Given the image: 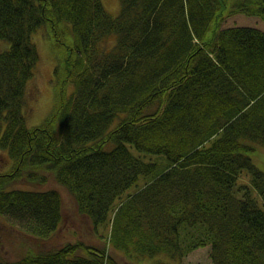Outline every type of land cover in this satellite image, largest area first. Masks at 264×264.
I'll list each match as a JSON object with an SVG mask.
<instances>
[{"label":"trees","instance_id":"obj_1","mask_svg":"<svg viewBox=\"0 0 264 264\" xmlns=\"http://www.w3.org/2000/svg\"><path fill=\"white\" fill-rule=\"evenodd\" d=\"M120 2L0 0V216L38 241L0 264H180L208 244L212 264H264V31L223 25L264 0ZM38 29L56 100L29 126ZM50 178L98 242L49 243L61 192L20 184Z\"/></svg>","mask_w":264,"mask_h":264},{"label":"rangeland","instance_id":"obj_2","mask_svg":"<svg viewBox=\"0 0 264 264\" xmlns=\"http://www.w3.org/2000/svg\"><path fill=\"white\" fill-rule=\"evenodd\" d=\"M102 2L107 11L113 16L119 14L121 8L120 0H102ZM223 25L224 27L233 25L253 26L264 31L263 18L240 12L228 16ZM33 40L36 44L39 43L42 62L40 61L41 64L38 74L29 86L30 99L28 109L30 111L27 114L29 126L41 124L45 118L49 116L55 103L53 79L56 58L51 49L50 37L47 36L43 29H38V31L33 33ZM7 157V153L0 150V161L3 162ZM11 165L12 160L8 158L7 162H5L0 169L8 170ZM20 186L41 189L57 188L60 190L63 199L65 222H63L60 228L53 234L49 243L60 244L65 241H75L77 239L85 240L88 243H96L99 241L98 235L95 233L91 222L82 218L77 213L76 202L73 196L64 186L57 183L53 178H50L46 184L42 185L21 183ZM99 231L100 233H107L106 230H103V227H100ZM37 243L38 241L36 238L26 232L23 227H20L18 222H11L10 218L0 216V258L18 259L30 249L37 248ZM111 253L123 264H137L136 261L133 262L128 260L122 251L111 249ZM139 258H141V264L145 262H149L150 264L155 260V258L151 259L150 257ZM180 264H212L211 244L194 248L183 257Z\"/></svg>","mask_w":264,"mask_h":264},{"label":"bare ground","instance_id":"obj_3","mask_svg":"<svg viewBox=\"0 0 264 264\" xmlns=\"http://www.w3.org/2000/svg\"><path fill=\"white\" fill-rule=\"evenodd\" d=\"M111 1V0H110ZM51 35V34H50ZM51 39V38H50ZM51 41V40H50ZM52 43V42H51ZM38 45H37V47H38V49L40 50V46H39V43H37ZM50 55H51V53H49ZM51 57H52V55H51ZM55 57V56H54ZM42 62V61H41ZM41 62H39V64H38V68H37V70H36V72H35V75L33 76V78L30 80L31 81V83H32V81L35 79V77H36V75L38 74V70H39V67H40V64H41ZM53 83H54V81H53ZM30 86V85H29ZM29 89L30 88H27V93H26V101H27V103H29V99H30V97H29ZM56 100V99H55ZM55 104V103H54ZM30 111V110H29ZM57 189V188H56ZM59 190V189H58ZM67 221V220H66ZM63 222H65V218L63 219V221L61 222V224L63 223Z\"/></svg>","mask_w":264,"mask_h":264}]
</instances>
